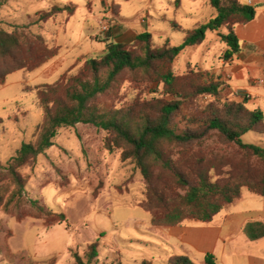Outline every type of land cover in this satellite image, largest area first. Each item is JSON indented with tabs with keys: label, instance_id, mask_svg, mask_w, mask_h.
Listing matches in <instances>:
<instances>
[{
	"label": "trees",
	"instance_id": "1",
	"mask_svg": "<svg viewBox=\"0 0 264 264\" xmlns=\"http://www.w3.org/2000/svg\"><path fill=\"white\" fill-rule=\"evenodd\" d=\"M208 4L216 16L187 32L179 46L169 40L157 44L151 34H141L130 45L109 44L102 58L79 61L54 83L34 86L43 122L36 128L35 140L23 144L6 166L0 162V187L6 182L14 186L6 210L25 205L30 177L22 172L38 166L62 130L80 124L106 132L105 149L122 150L121 160L141 173L146 209L155 227L210 223L240 199L243 189L264 198V147L243 141L249 133L264 136L263 113L228 99L224 83L207 72L191 67L183 75L174 71L186 48L201 45L208 32L221 28L227 30L220 38L229 48L223 58L240 53L235 29L253 21L256 10L238 0H208ZM76 9L72 4L54 6L11 32L0 28V84L16 72H34L56 56L43 35L29 30L42 28L65 12L72 16ZM125 82L157 84L162 91L150 100L138 98L118 107ZM31 206L34 218L48 225L66 221L64 214L38 201ZM245 233L253 241L263 238L264 225L250 224ZM98 248V243L89 245L83 258L73 254L75 264H99ZM177 264L193 263L183 258ZM205 264H217L215 256L208 254Z\"/></svg>",
	"mask_w": 264,
	"mask_h": 264
},
{
	"label": "rangeland",
	"instance_id": "2",
	"mask_svg": "<svg viewBox=\"0 0 264 264\" xmlns=\"http://www.w3.org/2000/svg\"><path fill=\"white\" fill-rule=\"evenodd\" d=\"M177 1L189 9L201 0H151L164 8ZM55 2L59 1L10 0L0 11V28L11 32L14 26L28 23L29 17L48 10ZM63 2V6L78 7L66 23L67 34L59 22L48 23L43 28L33 27L29 32L46 36L63 47L66 44L72 47L70 41L79 38L91 5L96 14L104 5L118 7L126 3L124 0ZM182 14L181 10L179 20ZM92 25L97 27L98 20H92ZM89 41L106 45L104 41ZM35 75L16 72L0 84V162L4 166L23 144L35 140L36 128L43 122V110L33 87L43 79L35 81ZM161 91L157 84L125 82L116 104L123 107L138 98L150 100ZM106 136L102 130L81 124L62 130L55 146L40 157L38 166L22 172L30 180L24 194L25 205L20 209H5L14 186L6 182L0 187V264H75L73 254L85 257L89 245L94 243L99 245V264L178 263L174 256L167 257L166 263L159 261L160 256H165L164 251L170 252V249L162 240V228L151 223L143 177L130 162L121 160L122 150L110 153L105 149ZM243 141L264 147L262 135L249 133ZM32 201L64 214L66 221L48 225L43 219L34 218Z\"/></svg>",
	"mask_w": 264,
	"mask_h": 264
},
{
	"label": "crops",
	"instance_id": "3",
	"mask_svg": "<svg viewBox=\"0 0 264 264\" xmlns=\"http://www.w3.org/2000/svg\"><path fill=\"white\" fill-rule=\"evenodd\" d=\"M9 1H0V11ZM58 1L59 4L55 2L49 9L54 5L62 7L63 0ZM124 1L126 3L118 7L115 4L104 5L96 14L89 4V13L85 16L79 38L70 41L72 47L58 45L45 36L57 54L38 70L30 72L36 74L35 81L42 78L40 84H50L52 79L58 80L79 61L94 59V55H104L109 44L130 45L145 33L151 34L157 44L169 40L172 46H179L187 32L216 16L208 0H196L189 9L178 1L174 4L170 2L167 8L158 7L151 0ZM238 1L256 10L253 21L238 25L235 29L241 42L240 53L230 60L223 58L229 48L220 38L227 30L221 28L208 32L201 45L186 48L176 59L174 71L178 75L184 74L191 67L207 72L214 81L224 83V94L228 99L245 102L249 110H260L264 115V0ZM181 10L183 14L179 20ZM74 15L65 12L46 24L59 22L67 34L66 23ZM92 20H98L99 25H92ZM104 21L112 25V30L102 39L101 25ZM173 23L183 30L174 29ZM90 39L104 41L106 45L90 42ZM250 224L264 225V198L243 189L240 199L226 207L210 223L184 222L176 227H160L163 230L162 240L170 252L164 251L166 254L160 256L159 261L166 263L167 257L174 256L177 259L187 258L193 264H205L206 256L212 254L217 264H264V237L250 240L245 233V228Z\"/></svg>",
	"mask_w": 264,
	"mask_h": 264
},
{
	"label": "built area",
	"instance_id": "4",
	"mask_svg": "<svg viewBox=\"0 0 264 264\" xmlns=\"http://www.w3.org/2000/svg\"><path fill=\"white\" fill-rule=\"evenodd\" d=\"M111 30H112V25L104 21L101 25V35H102L101 38L103 39L104 36L106 37L111 32Z\"/></svg>",
	"mask_w": 264,
	"mask_h": 264
}]
</instances>
